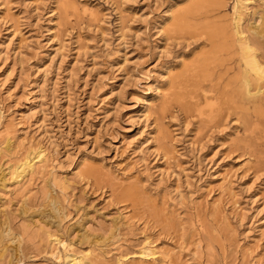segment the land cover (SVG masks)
I'll return each mask as SVG.
<instances>
[{"label":"rangeland","instance_id":"1","mask_svg":"<svg viewBox=\"0 0 264 264\" xmlns=\"http://www.w3.org/2000/svg\"><path fill=\"white\" fill-rule=\"evenodd\" d=\"M263 67L264 0H0V264H264Z\"/></svg>","mask_w":264,"mask_h":264},{"label":"bare ground","instance_id":"2","mask_svg":"<svg viewBox=\"0 0 264 264\" xmlns=\"http://www.w3.org/2000/svg\"><path fill=\"white\" fill-rule=\"evenodd\" d=\"M78 9V8H77ZM100 16V15H99ZM177 21V20H176ZM182 24V23H181ZM262 67V66H261ZM264 68V67H263ZM262 70V69H261ZM262 72V71H261ZM246 83H249V80H248V78L246 79ZM248 89V88H247ZM33 164V163H32ZM30 165V169H28L26 172H24V174H23V176H22V178L24 179L26 176H27V174L29 173V172H31V170H32V167H33V165ZM28 165V164H27ZM34 168V167H33ZM26 170V169H25ZM56 201H54V203H55ZM55 206H57L56 205V203H55ZM25 228V227H24ZM23 228V229H24ZM30 227H28V230H30L29 229ZM23 229H22V231H23ZM33 229V228H32ZM25 230H26V228H25ZM25 230H24V232L23 233H26L25 232ZM34 230V229H33ZM36 230V229H35ZM7 232L10 234V230L9 229H7ZM32 233V232H31ZM27 234V233H26ZM34 234V233H33ZM25 235V234H24ZM35 235V234H34ZM39 235V234H38ZM37 236V235H36ZM35 237V236H34ZM31 238H33V237H31ZM10 240H12L13 241V243H15V245H16V247H14V248H18V249H20V245H21V243H22V241H21V239H20V237H17V236H15V235H10ZM3 243V242H2ZM9 245V244H8ZM6 247H7V245H6ZM6 249L7 248H1L0 249V253L1 252H3V254L1 253V255H0V258H2L3 256H4V254H5V251H6ZM17 251V250H16ZM81 255V254H80ZM89 260V259H88ZM87 260V258L85 257V256H71L70 257V259L68 260V264H92L91 262H90V260L88 261Z\"/></svg>","mask_w":264,"mask_h":264}]
</instances>
